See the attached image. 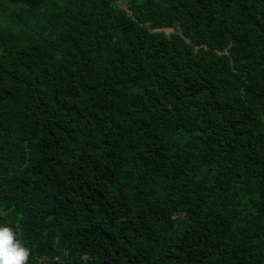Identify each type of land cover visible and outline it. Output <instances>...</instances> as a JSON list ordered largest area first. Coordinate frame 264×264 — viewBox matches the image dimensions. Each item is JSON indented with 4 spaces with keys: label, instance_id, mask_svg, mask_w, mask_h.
<instances>
[{
    "label": "trees",
    "instance_id": "trees-1",
    "mask_svg": "<svg viewBox=\"0 0 264 264\" xmlns=\"http://www.w3.org/2000/svg\"><path fill=\"white\" fill-rule=\"evenodd\" d=\"M0 224L25 264H264V0H0Z\"/></svg>",
    "mask_w": 264,
    "mask_h": 264
},
{
    "label": "clouds",
    "instance_id": "clouds-1",
    "mask_svg": "<svg viewBox=\"0 0 264 264\" xmlns=\"http://www.w3.org/2000/svg\"><path fill=\"white\" fill-rule=\"evenodd\" d=\"M29 249L19 238L18 229L0 224V264H25Z\"/></svg>",
    "mask_w": 264,
    "mask_h": 264
},
{
    "label": "rangeland",
    "instance_id": "rangeland-1",
    "mask_svg": "<svg viewBox=\"0 0 264 264\" xmlns=\"http://www.w3.org/2000/svg\"><path fill=\"white\" fill-rule=\"evenodd\" d=\"M162 30H164L166 33H170L172 31H174V28H172V27H165Z\"/></svg>",
    "mask_w": 264,
    "mask_h": 264
}]
</instances>
